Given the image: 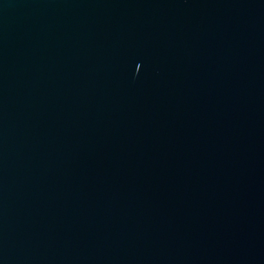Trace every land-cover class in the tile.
I'll return each mask as SVG.
<instances>
[{"label": "water", "instance_id": "water-1", "mask_svg": "<svg viewBox=\"0 0 264 264\" xmlns=\"http://www.w3.org/2000/svg\"><path fill=\"white\" fill-rule=\"evenodd\" d=\"M0 264H264V0H0Z\"/></svg>", "mask_w": 264, "mask_h": 264}]
</instances>
